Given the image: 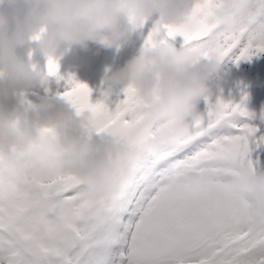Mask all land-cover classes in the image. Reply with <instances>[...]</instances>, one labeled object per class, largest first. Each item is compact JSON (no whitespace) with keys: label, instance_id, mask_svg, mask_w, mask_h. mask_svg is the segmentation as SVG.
<instances>
[{"label":"snow or ice","instance_id":"6c2138e0","mask_svg":"<svg viewBox=\"0 0 264 264\" xmlns=\"http://www.w3.org/2000/svg\"><path fill=\"white\" fill-rule=\"evenodd\" d=\"M226 7L227 0H192L183 20L156 19L148 26L149 19L132 16L129 22L141 30L143 48L182 43L196 49L198 59L237 63L264 52V44L251 40L253 28L264 25V0H256L250 23L239 27L220 21ZM47 55L40 79H66L65 90L55 95L87 114L90 131L123 138L129 152L116 159L115 173L95 191L60 168L55 128L41 126L28 151L53 167L32 183L55 194L37 206L0 163V264H264V219L252 216L264 214V190L228 186L244 174L264 173V124L253 122L246 91L239 101L225 98L222 89L206 93V107L188 117L187 134L149 152L146 145L174 121L156 119L134 83L111 101L114 107L109 92L93 101L89 85L72 74L63 77L58 59ZM18 95L26 108L34 106L25 91ZM133 157L139 161L134 169ZM121 172L133 176V183L113 200L107 193ZM201 183L209 189L207 198L197 194Z\"/></svg>","mask_w":264,"mask_h":264},{"label":"clouds","instance_id":"9594fccd","mask_svg":"<svg viewBox=\"0 0 264 264\" xmlns=\"http://www.w3.org/2000/svg\"><path fill=\"white\" fill-rule=\"evenodd\" d=\"M16 2L0 0V152L5 156L0 163L13 172L19 188L30 193L33 203L42 207L46 196L55 194V189L46 193L32 180L47 176L53 162L28 149L38 141L40 127L49 125L57 133L56 163L65 173L80 177L93 190L100 191L106 178L115 173L116 159L129 152L128 144L121 137L90 131L86 127L87 114L78 113L55 94H46L39 103L26 108L18 93L40 76L20 57L16 44L40 33L37 47L47 54L71 45L88 48L92 42L116 47L132 28L125 16L143 20L158 14L161 21H180L192 0H27L29 7L23 22L13 27L5 5ZM255 5L256 0H227L219 19L231 27L248 24ZM251 40L264 44V25L253 28ZM197 57V50L189 47L142 48L123 65L105 72L104 79L111 84L134 83L156 119L175 122L173 128L152 138L146 145L147 151H155L160 144L186 135L188 117L196 109L197 101L213 91L210 81L214 74H222V63L211 57ZM138 163L133 157L129 167L134 169ZM132 183L133 176L121 172L107 195L119 199ZM228 186L264 190V173L244 174L229 181ZM197 194L207 198L209 189L201 183ZM252 216L257 222L264 219L258 211Z\"/></svg>","mask_w":264,"mask_h":264},{"label":"rangeland","instance_id":"374dc122","mask_svg":"<svg viewBox=\"0 0 264 264\" xmlns=\"http://www.w3.org/2000/svg\"><path fill=\"white\" fill-rule=\"evenodd\" d=\"M91 46H92V50L93 52L91 53H86V55L82 58L83 60H81V62H86V63H90L92 69L96 68L99 66V64H101L103 62V59L104 57L100 54L101 52L97 49V46L95 45V43H91ZM262 54L264 55V52H262ZM256 65V66H255ZM255 66V67H254ZM71 67V65H67V67H65L63 70L60 71L61 75L63 77H67L70 73H69V68ZM238 67V65H233V66H228L225 71H224V75L223 77L224 78H227L228 80V77L231 76V74L233 73V71ZM252 67H253V70L257 71L260 75H257V74H254L251 70H252ZM250 66V71H251V74L254 76L255 78V81L258 83V80L263 77L264 78V62H255V64L253 66ZM60 70V69H59ZM50 77V76H49ZM49 79V78H48ZM40 83L39 84H36V83H33L31 85H29L24 91L27 95V97L33 101V103H39L42 96L46 95V94H51V91L49 90V87L47 86V82H43L40 78ZM65 80V84H64V89L62 91L65 90V85L67 83L66 79H63ZM226 80V81H227ZM254 80V79H253ZM264 81V79H263ZM219 82V81H218ZM215 85V88H213V91H215L216 89L217 90H220L222 89V91L225 93V87L227 86L226 84H222L221 83H218ZM256 84V83H255ZM255 84H252V85H248V84H244L242 82H240V84H238V86H236V88L239 90V89H243L244 87H246V89H250V88H254L255 87ZM222 85L224 86V88L222 87ZM123 88V87H122ZM31 89V91H36L37 92V96L36 97H30L29 96V92L28 90ZM244 90V89H243ZM227 98H230L228 96H226ZM231 99H234V98H231ZM236 100V99H234ZM238 101V100H236ZM203 106V105H202ZM258 113H260V111H255V114L258 115Z\"/></svg>","mask_w":264,"mask_h":264},{"label":"bare ground","instance_id":"6f19581e","mask_svg":"<svg viewBox=\"0 0 264 264\" xmlns=\"http://www.w3.org/2000/svg\"><path fill=\"white\" fill-rule=\"evenodd\" d=\"M19 2V4H23V1L22 0H17V2L16 3H18ZM88 49V48H87ZM21 51H22V53L23 52H25L26 50H24V49H21ZM53 56H55L56 58H59L60 59V61L62 62V59H63V55L62 54H52ZM47 57H46V55H43V58L42 59H46ZM61 62H60V64H61ZM59 64V65H60ZM254 71V73L255 74H257V75H260L257 71H255V70H253ZM61 82L62 81H60V84H61ZM63 83V82H62ZM256 87H258V89H260V90H264V84H263V82H262V80H261V78L259 79V82H258V85H256Z\"/></svg>","mask_w":264,"mask_h":264}]
</instances>
